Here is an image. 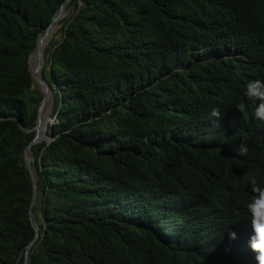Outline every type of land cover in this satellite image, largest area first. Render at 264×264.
<instances>
[{
  "label": "trees",
  "instance_id": "obj_1",
  "mask_svg": "<svg viewBox=\"0 0 264 264\" xmlns=\"http://www.w3.org/2000/svg\"><path fill=\"white\" fill-rule=\"evenodd\" d=\"M64 2L0 0V264H24L35 236L29 56ZM51 36L27 264H256L264 123L236 105L264 79V0H73Z\"/></svg>",
  "mask_w": 264,
  "mask_h": 264
},
{
  "label": "clouds",
  "instance_id": "obj_2",
  "mask_svg": "<svg viewBox=\"0 0 264 264\" xmlns=\"http://www.w3.org/2000/svg\"><path fill=\"white\" fill-rule=\"evenodd\" d=\"M243 95L244 100L236 105V109L243 113L251 103L255 106L254 118L264 123V79L250 80L244 86ZM209 115L217 123L223 117L218 107H213ZM237 151L242 156L247 153L248 148L245 143L241 142ZM248 183L251 195L246 203V210L252 228L249 247L255 254L256 264H264V183H258L255 178H251ZM229 238L236 240V233L230 232Z\"/></svg>",
  "mask_w": 264,
  "mask_h": 264
},
{
  "label": "water",
  "instance_id": "obj_3",
  "mask_svg": "<svg viewBox=\"0 0 264 264\" xmlns=\"http://www.w3.org/2000/svg\"><path fill=\"white\" fill-rule=\"evenodd\" d=\"M73 0H65L64 4L59 8V10L57 11V13L55 14V16L52 19V22L50 24V26L46 29L45 33L43 35H41L38 38V42H37V47L36 49L30 54L29 56V68H30V73L32 75V79H33V83L36 86L37 90L40 91V93L42 94V100L39 104L38 107V115H37V120H36V125L34 128L30 129V130H25L24 128H21L29 133V132H35V137L34 139L29 143V145L26 147L25 150V165L27 170L30 173L31 176V180H32V184H33V197H32V202L30 205V209H29V216H30V220L32 223L33 228L35 229V236L32 239V241L29 243V245L26 247V256H25V262L24 264H27L28 259H29V255H30V251L32 249V247L35 245V243L37 242L38 238L40 237V226L39 223L33 213V209L35 207L36 201H37V197H38V187H37V178H36V174L33 168V162H34V156H33V146L37 145L39 143H42V139L40 136V131L39 128L41 126V117L44 111V108L46 106V103L48 101V98L50 96H52V89L49 85V83L43 78V68L44 66H42V60L43 58H45V51L41 49V45L43 44V42L47 39H50L51 36V28L53 26L54 23H56L57 21H59L63 15H64V11L66 9V7L72 2ZM37 52V58L35 61V64L32 65L31 61H32V57L34 55V53ZM50 117V120L48 122V126L52 125L51 123L53 122L54 124V119ZM48 130V127H47ZM46 143L50 144L52 141L55 140V137L52 135H46ZM19 260L17 264H19Z\"/></svg>",
  "mask_w": 264,
  "mask_h": 264
},
{
  "label": "bare ground",
  "instance_id": "obj_4",
  "mask_svg": "<svg viewBox=\"0 0 264 264\" xmlns=\"http://www.w3.org/2000/svg\"><path fill=\"white\" fill-rule=\"evenodd\" d=\"M64 19V15H63V17L59 20V21H57L56 23H54L53 24V26H52V28H51V31L58 25V23H60L62 20ZM46 41L47 40H45L44 42H43V44L41 45L42 47H41V49L42 50H46ZM31 63H32V61H31ZM44 64H45V58H43V60H42V66H44ZM48 106H49V111H48V115L44 118V121H43V124L40 126V128H39V131H40V136H41V139H43V136H44V130L46 129V127L48 126V122H49V119H50V109H52L51 107V101H50V97L48 98V101H47V103H46ZM45 109V108H44ZM43 115V114H42ZM41 122H42V117H41Z\"/></svg>",
  "mask_w": 264,
  "mask_h": 264
},
{
  "label": "rangeland",
  "instance_id": "obj_5",
  "mask_svg": "<svg viewBox=\"0 0 264 264\" xmlns=\"http://www.w3.org/2000/svg\"><path fill=\"white\" fill-rule=\"evenodd\" d=\"M70 9H71V12H70V14H69V15H71V13L73 12V7H70ZM69 15H68V16H69ZM68 16H66V17H68ZM66 17H65V18H66ZM60 27H61V25H59V27H58V28L60 29ZM60 36H61V34H60V33H58V34H57V36H56V39H59V38H60ZM45 59H46V58H45ZM33 89H34V90H37V88H36V86H35V85L33 86ZM46 105H47V104H46ZM51 106H52V107H51L52 109H50V114H49V115H50V117L52 116V113H53V108H54V95H53V93H52V104H51ZM49 120H50V119H49ZM52 120H53V119H52ZM51 124H53V122H52Z\"/></svg>",
  "mask_w": 264,
  "mask_h": 264
}]
</instances>
